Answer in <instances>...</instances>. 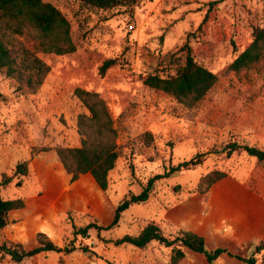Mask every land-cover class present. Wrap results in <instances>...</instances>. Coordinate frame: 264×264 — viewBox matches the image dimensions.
I'll return each instance as SVG.
<instances>
[{
	"label": "rangeland",
	"instance_id": "rangeland-1",
	"mask_svg": "<svg viewBox=\"0 0 264 264\" xmlns=\"http://www.w3.org/2000/svg\"><path fill=\"white\" fill-rule=\"evenodd\" d=\"M44 1L58 7L69 20L76 48L62 55L36 50L50 70L35 91L17 89V83L0 71V182L4 175L12 176L17 163L27 161L29 166L30 158L38 152L49 155L57 146L80 144L76 120L86 109L74 89L81 87L104 99L118 132L119 158L104 191L106 210L110 208L112 215L124 198L141 191V183L148 178L193 157L200 161L156 180L150 201L130 204L116 226L99 232L100 238L95 228L91 230L97 242L94 246L89 245L90 237H77V243L93 246L91 252L98 256L99 264H114L120 254L114 243L104 245L103 235L116 239L133 233L136 223L128 224L131 218L137 222L154 218L168 201L194 191L200 176L211 170L245 169L251 181L263 186L264 162L243 150L228 154L226 144L236 141L264 149V58L238 73L228 69L250 43L252 28L264 25V0H204L208 2L197 3L198 13L183 20V15L176 14V18L163 21L142 19L151 12L149 0L108 10L77 0ZM34 33L30 30V35L17 38L34 49ZM185 44L194 58L218 77L192 107L143 84L149 73L174 75L184 62L186 51L180 48ZM107 58H116V63L101 75L99 67ZM146 132L152 134L148 145L143 143ZM34 172L28 167L26 176H12L7 185L0 186V195L24 199L35 194L36 185L28 178ZM25 179L26 185H17ZM68 213L72 226L88 221L99 225L86 215L72 218ZM69 225H62L63 241L72 237ZM174 230L163 232L169 235ZM152 244V249L162 248ZM109 252L108 257L101 256ZM257 262L262 264L261 258Z\"/></svg>",
	"mask_w": 264,
	"mask_h": 264
},
{
	"label": "trees",
	"instance_id": "trees-1",
	"mask_svg": "<svg viewBox=\"0 0 264 264\" xmlns=\"http://www.w3.org/2000/svg\"><path fill=\"white\" fill-rule=\"evenodd\" d=\"M81 4L101 10H108L121 5H132L140 0H77ZM213 2H218L215 0ZM212 2V3H213ZM30 30L35 33L34 49H31L19 40L18 36L30 35ZM250 43L241 50L228 64V69L238 73L253 67L264 58V25L252 28ZM75 43L71 36L69 20L62 11L54 4L44 0H0V71L17 83V89L35 91L43 84L50 67L37 54L36 50L57 55L68 54L75 51ZM185 49L183 64L176 73L169 77L158 74H146L143 84L147 87L160 90L172 95L178 102L187 107L196 105L215 85L217 74L198 62L191 53V48L186 44L180 50ZM116 63V58L105 59L99 67V73L105 71ZM74 95L82 102L86 112L77 116L76 131L80 136L78 146H57L55 153L65 171L71 174V180L77 179L81 174L89 173L102 190L110 185L109 172L113 169L119 158L117 146V128L111 113L98 92L81 87L74 89ZM148 145L152 140V134H143ZM243 150L249 156L264 162V149L249 144H240L232 141L226 144L227 153ZM200 161L196 158L182 161L175 166L169 167L163 173L155 174L141 183V191L137 194H129L114 210L111 223L105 227L95 222L84 223L80 226H72V237L66 240L62 246L54 243L44 232L36 234L38 245L33 249H25L22 244L7 242L1 239V233L9 221V212L24 206L23 199L4 198L0 195V253L8 256L11 262H20L38 253L50 251L69 253L75 249L83 252H91L89 246L77 243V237H89L88 231L95 228L111 229L119 222L121 213L130 204L146 201L154 182L167 177L182 167L197 165ZM28 162L22 161L13 168L12 176H26ZM226 175V171L211 170L203 174L197 183L196 191L205 192L217 180ZM12 176H3L0 186L7 185ZM17 185L21 186L19 182ZM103 242H112L119 246L124 243L137 248H144L151 242L160 246L170 247L168 264H177L184 256V249H190L203 253L208 264H217V258L222 253L235 257L241 264H258L261 258L264 264V242L253 244V253L247 257L233 254L224 248L209 249L205 238L193 231L177 228L173 233L165 235L161 227L154 222H148L136 235L124 234L116 239L102 238Z\"/></svg>",
	"mask_w": 264,
	"mask_h": 264
},
{
	"label": "crops",
	"instance_id": "crops-1",
	"mask_svg": "<svg viewBox=\"0 0 264 264\" xmlns=\"http://www.w3.org/2000/svg\"><path fill=\"white\" fill-rule=\"evenodd\" d=\"M204 2L208 1L149 0L151 12L142 16V19L163 21L174 19L178 14L183 15V20L188 14L198 13L199 5ZM48 153L49 155H44L38 152L30 158L29 169L35 172L28 178L31 184L36 185L35 194L23 199V207L9 212L8 224L1 233L2 240L22 244L27 250L38 245L36 240L38 232H44L54 243L62 246L65 242L61 235L62 225L69 223L72 229L70 218H67L68 212L72 218L75 215H86L96 219L99 226L103 227L109 225L114 216L110 208L106 210L107 196L91 174H81L77 179L71 180V174L65 171L55 150ZM251 177L250 172L245 169L226 172V175L214 182L207 191L194 190L184 197L168 201L154 218H143L141 222L131 218L128 224L135 222L136 227L130 234L136 235L148 222H154L162 231L181 228L198 233L205 238L209 249L221 247L233 254L247 257L253 253L254 243L264 242V184L261 186L251 181ZM26 181L25 179L20 187L26 185ZM150 195L151 193L143 202H149ZM73 223L76 224V220H73ZM93 229H89L88 234L91 238L89 245L94 246L97 242L95 243L91 237ZM101 231L103 230L99 232ZM103 236L105 239H115ZM110 243L112 242L103 244L109 247ZM152 243L154 242L144 248H137L128 243L117 246L120 254L118 262L114 264H168L171 248L162 246L160 249H152ZM184 251L185 256L177 264H208L203 253L190 249ZM109 255L110 252L101 256L106 258ZM0 264H99V262L98 256L94 253L75 249L69 253L55 251L38 253L20 262H11L8 256L0 253ZM217 264L241 262L227 253H222L217 258Z\"/></svg>",
	"mask_w": 264,
	"mask_h": 264
}]
</instances>
